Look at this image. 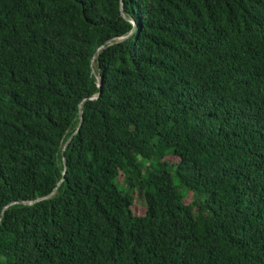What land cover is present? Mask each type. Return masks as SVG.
<instances>
[{
	"label": "trees",
	"instance_id": "obj_1",
	"mask_svg": "<svg viewBox=\"0 0 264 264\" xmlns=\"http://www.w3.org/2000/svg\"><path fill=\"white\" fill-rule=\"evenodd\" d=\"M0 264H264V0H0Z\"/></svg>",
	"mask_w": 264,
	"mask_h": 264
},
{
	"label": "rangeland",
	"instance_id": "obj_2",
	"mask_svg": "<svg viewBox=\"0 0 264 264\" xmlns=\"http://www.w3.org/2000/svg\"><path fill=\"white\" fill-rule=\"evenodd\" d=\"M136 200V202H135V204L133 205V207H132V211H133V213L135 214V215H137V216H141V215H143V213H144V205H143V201L139 198H136L135 199ZM186 202L188 203L189 202V200H186Z\"/></svg>",
	"mask_w": 264,
	"mask_h": 264
},
{
	"label": "water",
	"instance_id": "obj_3",
	"mask_svg": "<svg viewBox=\"0 0 264 264\" xmlns=\"http://www.w3.org/2000/svg\"><path fill=\"white\" fill-rule=\"evenodd\" d=\"M100 87H101V82L99 81V82H98V88L100 89ZM80 116H81V115H80ZM81 123H82V121H81V119H80L79 125H81Z\"/></svg>",
	"mask_w": 264,
	"mask_h": 264
}]
</instances>
